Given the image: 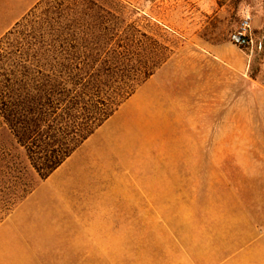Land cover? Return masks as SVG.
Listing matches in <instances>:
<instances>
[{
	"label": "rangeland",
	"instance_id": "374dc122",
	"mask_svg": "<svg viewBox=\"0 0 264 264\" xmlns=\"http://www.w3.org/2000/svg\"><path fill=\"white\" fill-rule=\"evenodd\" d=\"M42 1L34 7H37L35 11L32 9L34 12L27 27L22 29L23 34H17L2 46L1 82L5 81L2 74L6 72L11 74L17 71L16 76L22 75L18 73L21 57L34 56L40 48L37 44L42 37L48 40L53 36H61L67 27L80 23L86 12L81 0H49L48 4L39 6ZM122 2L128 6V24L135 22L140 30L156 34L169 45L172 53L167 63L188 66L191 56L223 54L244 61L246 84L244 89H227L226 92V89H187L180 82L170 84L168 89H149L150 85L147 87L144 83L71 160L43 182L31 170L25 150L18 146L9 130L1 126L0 118V152L4 148L16 156L18 163H22V168L26 167L28 175L37 184L33 193L21 202L25 203L26 236L30 237L29 244L35 243L33 246L38 250L31 256L32 263H51L53 256L41 250L60 248L62 232L68 235V244L64 245L69 247L78 246L82 240L78 239L79 236H84L87 243L95 240L97 245L103 247L109 235L120 228L117 225L124 224L116 225V222L104 220L66 223L57 220L58 213L52 211L54 204L59 209L60 201H65L63 196L70 194L74 198L75 211L81 214L98 217L113 212L128 213V206L115 204L116 198L128 200L124 176L118 180L115 190L102 189V183L89 190H69L66 186L75 173L81 174L77 167L79 160H87L97 148H108L109 141L117 136L121 143L114 150L123 157L117 161L119 164L114 163L112 167L121 174L126 167L124 161L128 158L130 182L157 184L162 180L166 182V177L173 179V172H192L196 166L223 165V174H213L214 183L235 182L239 179L252 184L249 186L254 189L252 194L261 199L260 264H264V89L251 86L249 80L264 81V0ZM245 13H249L252 18L254 38V46L247 49L239 48L230 41L231 33ZM10 51L14 52V57L7 60ZM198 64L204 65V62ZM1 159L0 153V181L5 163ZM158 167H164L169 176H163ZM200 180L204 181V174ZM5 186L1 184L0 190ZM204 192L198 190V196ZM38 203H42L48 211L39 210L41 207ZM133 224L138 229L132 233L139 234L141 223ZM128 233V245L137 244L138 236H130V230ZM16 246L0 243V264L30 262V256L16 251Z\"/></svg>",
	"mask_w": 264,
	"mask_h": 264
},
{
	"label": "crops",
	"instance_id": "0c3cea01",
	"mask_svg": "<svg viewBox=\"0 0 264 264\" xmlns=\"http://www.w3.org/2000/svg\"><path fill=\"white\" fill-rule=\"evenodd\" d=\"M39 1L0 0V40L32 11ZM189 58L188 66L167 63L146 82V86L150 85L149 89H168L170 84L180 82L182 87L184 85L187 89H226V92L227 89H244L246 75L243 60L225 57L219 53L194 55ZM198 62H204V65ZM249 80L251 86L264 89V81L253 78ZM93 135L66 162L71 160ZM120 143L121 139L113 136L108 148H97L89 154L87 160H79L77 167L81 174L75 173L66 186L69 190L77 191L94 189V186L96 188L98 183H102V189L115 190L118 180L124 176L128 200L116 198L115 204L128 206V213L113 212L98 217L81 214L75 211L74 198L70 194L63 196L65 201H60L59 209L57 204H54L52 211L58 213L57 220L66 223L104 220L109 223L116 222V225L124 224L117 225V228H120L113 235H109L110 238L103 243V247L100 244L98 246L95 240L87 243L84 236L78 237L82 239L78 246L69 247L64 245L68 244V235L62 232L60 248L41 250L53 256L50 264H260L261 199L252 194L254 189L249 187L252 184L238 181L239 179L235 182L214 183L213 174H223V165L196 166L192 172H173V179L166 177L169 175L165 173L164 167H158L166 177V182H130L128 158L124 161L126 167L121 174L117 168L112 167L123 157L114 150ZM202 174L204 181L200 180ZM198 190L205 192L198 196ZM24 205L25 203L18 205L0 224V243H11L13 247L17 243L15 250L28 254V264H35L32 263L31 256L38 250L33 246L35 243L29 244L30 237L26 236L28 229L25 226L27 219ZM37 205L41 207L39 210L48 211L42 203ZM133 223H141L139 234L132 233L138 229ZM129 230L130 236H138L137 244L128 245Z\"/></svg>",
	"mask_w": 264,
	"mask_h": 264
},
{
	"label": "trees",
	"instance_id": "16d2710c",
	"mask_svg": "<svg viewBox=\"0 0 264 264\" xmlns=\"http://www.w3.org/2000/svg\"><path fill=\"white\" fill-rule=\"evenodd\" d=\"M81 1L86 12L80 23L67 27L61 36L42 37L34 56L21 57L18 73L22 75L6 72L2 74L5 81L0 80L1 126L25 150L31 170L42 182L154 76L172 53L156 34L143 32L135 22L128 24V6L122 0ZM48 2L43 0L39 6ZM34 11L2 38L0 57L2 46L23 34ZM13 57L10 51L7 60ZM0 153L5 162L0 185H7L0 190L1 224L37 184L16 156L4 148Z\"/></svg>",
	"mask_w": 264,
	"mask_h": 264
},
{
	"label": "built area",
	"instance_id": "2783aa9c",
	"mask_svg": "<svg viewBox=\"0 0 264 264\" xmlns=\"http://www.w3.org/2000/svg\"><path fill=\"white\" fill-rule=\"evenodd\" d=\"M230 41L243 49L254 46L252 18L249 13L243 15L238 27L231 33Z\"/></svg>",
	"mask_w": 264,
	"mask_h": 264
}]
</instances>
